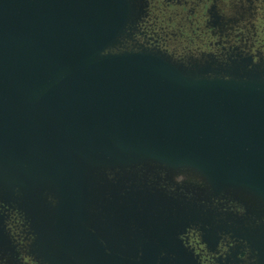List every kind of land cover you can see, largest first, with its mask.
<instances>
[{"label":"water","instance_id":"1","mask_svg":"<svg viewBox=\"0 0 264 264\" xmlns=\"http://www.w3.org/2000/svg\"><path fill=\"white\" fill-rule=\"evenodd\" d=\"M143 14V0H0V203L41 218L47 264H199L171 234L194 226L209 243L225 226L175 190L169 248L148 209L161 198L112 180L127 197L115 215L136 216L135 255L90 227L99 177L131 167L192 170L214 195L239 188L264 203V68L128 47ZM249 248L264 264V244Z\"/></svg>","mask_w":264,"mask_h":264},{"label":"flooded vegetation","instance_id":"2","mask_svg":"<svg viewBox=\"0 0 264 264\" xmlns=\"http://www.w3.org/2000/svg\"><path fill=\"white\" fill-rule=\"evenodd\" d=\"M143 3L144 14L132 30L131 37L125 41L128 47L162 51L184 63L209 60L221 64L239 56L251 59L254 64L264 68V0H143ZM159 23L165 24L166 28L159 27ZM173 23L176 27L174 33L169 31L170 27H174ZM156 29L160 30L161 35ZM97 186L102 192L101 211L99 218H96L94 207L90 208V227L108 245L114 244L113 248L129 255L134 254L135 214L131 211H128L129 216L125 213L118 214V218L122 216V221L114 223L116 215L111 208L115 207L107 209L103 200H115L116 190L106 187L101 181ZM124 196H121L122 203L126 202V194ZM163 196L168 198L171 195L163 194ZM55 202V199L50 198L52 205ZM151 203L154 206L148 208L149 214H162V228L164 227L162 240L168 247L169 235L166 227L169 225V220L168 216L163 215H174L172 210H182V208L172 207L167 199L162 200L161 207H156L153 201ZM129 205L131 206V201ZM138 208L147 210L144 207H137L136 202L133 212ZM121 212L120 210L119 213ZM179 214L177 212V215ZM35 218L36 222L37 217ZM177 218L181 217L177 216ZM148 219L155 218L151 216ZM104 222L110 227L106 228ZM0 231V238L4 239L2 241L5 247L13 254L17 264H44L40 258H36L37 253L35 257L31 254L30 248L38 234L34 223L31 219H27L24 212L7 210V207H2L0 203ZM172 234L175 245L191 253L199 264L255 263L249 246L233 236V233L223 234L219 239L213 232L212 242L209 243L203 240V231L194 226L186 231L177 229ZM164 256L165 259H169V251L164 252Z\"/></svg>","mask_w":264,"mask_h":264},{"label":"rangeland","instance_id":"3","mask_svg":"<svg viewBox=\"0 0 264 264\" xmlns=\"http://www.w3.org/2000/svg\"><path fill=\"white\" fill-rule=\"evenodd\" d=\"M174 25L175 23H173V26ZM158 26L166 28V25L162 23H159ZM175 29V26L172 28L170 27L169 31L174 33ZM156 32L160 34V30L156 29ZM122 51L123 50H119V52ZM118 173L121 175L115 176L114 174H112L110 176L102 178L99 177V179L102 183L108 182V180H112L115 186L119 188L129 187L133 192H136V189L149 190V193L153 192L157 194V196H159L161 200L167 199L168 202L169 198L163 196V194L168 195L170 192H172V190H175L179 195H182L184 200H186L187 202H195L196 204L194 203V206H197L201 203L205 204L206 208H209L214 216L220 218L217 221L226 228H218L214 232L219 239L223 234L226 235L227 233H233V236L237 237V239L240 238L239 240L244 241L250 247L256 248L257 246L264 244V203L257 196L244 189L231 188L223 191L219 195H214L213 191L196 172L186 169L173 172L167 170L165 167H160L153 164H143L141 166L133 168L131 167V169H129L128 171H121ZM116 195L117 196L115 200H103L104 206H106L107 209L113 206L115 207L121 196L125 197L122 192ZM101 197V188L98 186L97 197L94 201L93 206L94 212L97 214L96 218H99V214L101 211ZM2 207H7V210L19 212V210H16L13 207L6 206L5 204H2ZM197 207L200 208L199 206ZM198 208L196 210H198ZM111 209L115 211V208ZM120 210L122 209L120 208ZM120 210L116 212V217H118V213L120 212ZM99 221L101 220L99 219ZM38 225H41L40 217L34 223V226L37 229L38 237L37 241L32 244V248H30L31 254L35 257L36 253L40 254L41 248L42 256L46 257L45 248L42 247L43 242H40L42 240L40 230L44 225L41 227H39ZM104 225L106 228L110 227L106 222H104ZM51 232L52 231L50 230V233ZM220 232H222V234H219ZM2 240L4 241V239ZM51 242L52 238H49V244ZM46 252L49 253V250H47ZM36 258L39 259V255L38 257L36 256ZM253 258L255 257L253 256ZM43 259L41 260L45 264L46 261H44L45 259ZM0 264H17V261L14 258L13 254L8 251L2 241H0Z\"/></svg>","mask_w":264,"mask_h":264}]
</instances>
